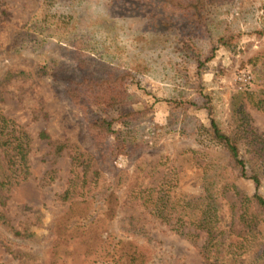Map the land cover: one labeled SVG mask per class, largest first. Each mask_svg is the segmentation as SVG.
<instances>
[{
  "label": "trees",
  "instance_id": "trees-1",
  "mask_svg": "<svg viewBox=\"0 0 264 264\" xmlns=\"http://www.w3.org/2000/svg\"><path fill=\"white\" fill-rule=\"evenodd\" d=\"M38 4L13 36L7 57L32 60L35 75L50 84L82 123L79 143L55 142L46 130L38 133L56 156H68L71 163L65 189L58 194L63 209L52 224L47 264H166L157 242L142 239V228L126 224L122 211L129 203L191 243L207 264H264V238L259 235L264 132L253 126L250 110H264L258 58L249 61L258 69H249L252 81L245 93L253 85L252 90L245 96L238 92L230 103L223 97L225 77L243 38H264V0ZM217 44L227 53L213 65ZM208 72L213 74L210 82L203 78ZM1 74L15 78L25 72L1 73L0 68ZM136 74L177 91L166 99L173 113L166 126L154 124L153 102L143 101V108L136 109L141 98L128 87ZM3 81L8 80L1 77ZM195 93L205 99L210 125L191 113ZM173 137L187 144L176 155L164 151L150 165L146 172L155 181L140 172L131 176L136 184L123 181L117 162L124 151L161 153ZM33 145L29 129L0 105V244L21 263L33 253L26 240L37 235L15 226L3 207L10 190L32 174ZM188 174L196 179L197 195L184 183Z\"/></svg>",
  "mask_w": 264,
  "mask_h": 264
},
{
  "label": "rangeland",
  "instance_id": "rangeland-1",
  "mask_svg": "<svg viewBox=\"0 0 264 264\" xmlns=\"http://www.w3.org/2000/svg\"><path fill=\"white\" fill-rule=\"evenodd\" d=\"M38 6V0H0L1 73L25 72L24 75H17L15 78L0 75V78L8 80L0 84V105L8 115L26 126L34 137L33 150L29 155L32 174L27 181L10 190L3 211L15 226L37 235L26 240L31 245L33 253L26 260L27 262L23 263L20 262V257H15L0 244V264H47L52 257V224L63 209V205L58 201V194L65 189L71 174V163L68 156H56L53 146L41 140L38 133L46 130L55 142L79 143L82 139L81 121L77 119L72 109L58 98L50 84L35 75L33 61L27 59L26 56L12 59L7 57V50L13 41V36L27 23ZM242 41L241 52L225 77L226 87L223 97L229 103L238 92L245 96L254 87L252 85L246 93V89H240L242 86L240 78L245 75L244 73L250 70L253 73V70H258L249 63L251 59H259L258 68H260L261 80L264 79V38L256 40L253 36L246 35ZM55 48L56 46L53 50ZM226 53L225 48L217 44V57L213 65L218 64ZM196 72V67L193 66L191 76L194 79H196ZM203 78L210 82L213 74L205 73ZM128 87L141 98V101L135 105L136 109L143 108V101L154 103V124L156 126L164 127L172 120L173 113L166 99L177 91H172L167 84L147 74H136L135 82ZM218 94L220 95V91ZM191 99L195 103L191 108V113L198 116L206 125H210V116L204 97L195 93L192 94ZM228 102L227 105H229ZM250 110L253 115V126L264 132V110L255 107ZM167 139L168 142L161 153L138 155L126 150L120 155L117 165L122 169L123 181L126 184L131 180V176L137 178L139 172L140 176L145 175L147 180H152L153 175H147L146 172L150 170V165H154L164 151L173 152L176 155L181 147L187 144L180 138ZM162 170L164 172L163 168ZM161 174L162 172L157 173V175ZM152 181H155V178ZM132 183L136 184L135 179ZM184 183L190 194H199L195 177L188 174ZM122 213L126 224L130 222L133 226H137V229L142 228L143 233L140 234L142 239L149 237L157 242L158 254L164 263L207 264L198 249L183 237L172 232L167 225L152 220L141 206L129 203L123 207ZM132 216L134 219L131 220ZM259 235L264 238V222L260 227Z\"/></svg>",
  "mask_w": 264,
  "mask_h": 264
},
{
  "label": "built area",
  "instance_id": "built-area-1",
  "mask_svg": "<svg viewBox=\"0 0 264 264\" xmlns=\"http://www.w3.org/2000/svg\"><path fill=\"white\" fill-rule=\"evenodd\" d=\"M244 74L245 75H243L240 78V81L242 82V86L240 87L241 90L248 89V87L250 86L251 81H252V75L250 74V72H247V73H244Z\"/></svg>",
  "mask_w": 264,
  "mask_h": 264
}]
</instances>
